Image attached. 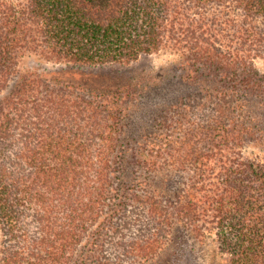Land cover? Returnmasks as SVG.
Returning <instances> with one entry per match:
<instances>
[{
    "label": "trees",
    "instance_id": "trees-1",
    "mask_svg": "<svg viewBox=\"0 0 264 264\" xmlns=\"http://www.w3.org/2000/svg\"><path fill=\"white\" fill-rule=\"evenodd\" d=\"M260 62L264 0H0V264H264Z\"/></svg>",
    "mask_w": 264,
    "mask_h": 264
},
{
    "label": "rangeland",
    "instance_id": "rangeland-1",
    "mask_svg": "<svg viewBox=\"0 0 264 264\" xmlns=\"http://www.w3.org/2000/svg\"><path fill=\"white\" fill-rule=\"evenodd\" d=\"M174 56L175 55L169 53L152 54L142 59L140 62L135 63L133 66L136 67V69L146 68L150 70L152 73L156 72L157 70L162 71L165 67H170V64L175 60ZM144 64L147 66L142 67ZM23 65H29V66L31 65L37 68H44V69L71 68L74 69V71L73 70L70 71H72L76 77L82 76L84 74L103 73L105 69H109L111 66V65L107 66L106 68H102V67L100 68L96 66L72 67L70 65L67 66L65 64L46 62L36 57H29L25 59L23 61ZM258 65L260 68L264 69V62H260ZM118 68L119 66L117 65L116 70H119ZM122 68L124 69L125 67ZM76 70L80 72H76ZM248 149L249 151H255L257 154L264 157V146L261 148L255 147L254 149L250 147ZM191 244L193 245L196 254L199 256L201 264H225L223 255L219 252L216 241L212 235L207 237H192Z\"/></svg>",
    "mask_w": 264,
    "mask_h": 264
}]
</instances>
